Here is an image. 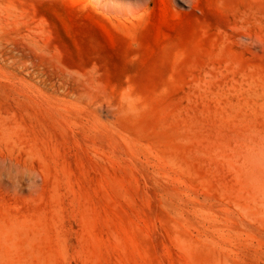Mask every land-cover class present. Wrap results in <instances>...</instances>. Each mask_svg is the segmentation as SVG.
Here are the masks:
<instances>
[{"label": "rangeland", "instance_id": "obj_1", "mask_svg": "<svg viewBox=\"0 0 264 264\" xmlns=\"http://www.w3.org/2000/svg\"><path fill=\"white\" fill-rule=\"evenodd\" d=\"M0 264H264V0H0Z\"/></svg>", "mask_w": 264, "mask_h": 264}]
</instances>
